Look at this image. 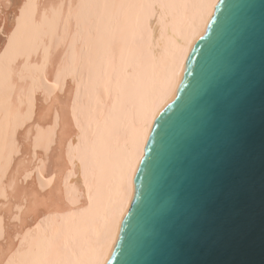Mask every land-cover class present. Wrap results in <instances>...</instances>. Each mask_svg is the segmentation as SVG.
Instances as JSON below:
<instances>
[{
    "label": "bare ground",
    "instance_id": "obj_1",
    "mask_svg": "<svg viewBox=\"0 0 264 264\" xmlns=\"http://www.w3.org/2000/svg\"><path fill=\"white\" fill-rule=\"evenodd\" d=\"M24 2L0 0V264H106L219 0H31L14 28Z\"/></svg>",
    "mask_w": 264,
    "mask_h": 264
},
{
    "label": "water",
    "instance_id": "obj_2",
    "mask_svg": "<svg viewBox=\"0 0 264 264\" xmlns=\"http://www.w3.org/2000/svg\"><path fill=\"white\" fill-rule=\"evenodd\" d=\"M106 264H264V0H219L195 37Z\"/></svg>",
    "mask_w": 264,
    "mask_h": 264
},
{
    "label": "snow or ice",
    "instance_id": "obj_3",
    "mask_svg": "<svg viewBox=\"0 0 264 264\" xmlns=\"http://www.w3.org/2000/svg\"><path fill=\"white\" fill-rule=\"evenodd\" d=\"M8 6L11 7V4H9ZM0 7H2V6H0ZM35 7H36V5L31 3V0H28V2L18 4L17 8H16V16L14 17V20L16 21L14 28H18V22H19V20L24 18L26 11L28 9L35 8ZM0 31H3V29H0ZM15 34H16L15 30H12L9 32V35H8V43L9 44L11 43V40L15 36ZM5 50H7V49H5Z\"/></svg>",
    "mask_w": 264,
    "mask_h": 264
}]
</instances>
